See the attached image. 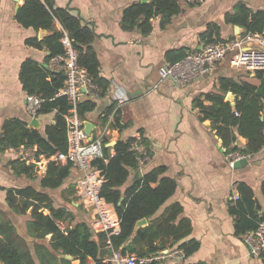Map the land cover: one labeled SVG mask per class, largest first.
<instances>
[{
	"label": "crops",
	"instance_id": "crops-1",
	"mask_svg": "<svg viewBox=\"0 0 264 264\" xmlns=\"http://www.w3.org/2000/svg\"><path fill=\"white\" fill-rule=\"evenodd\" d=\"M136 1L140 0H53L52 4L79 17L95 33L91 45L98 56L100 73L109 85L104 94L94 99L87 95L81 97V100L91 98L95 101L93 110L86 114L84 120L93 124L92 134L94 131H97L96 135L104 133L103 137L114 143L139 132L151 151V160L143 173L162 166L165 169L159 177L173 178L176 182L174 192L156 215L179 203L182 207L180 217L189 219L191 223L190 233L185 239H195L199 247L184 258L176 245L170 247L167 242L166 248L159 251L164 253L163 257L150 264H264L263 257L250 254L243 240L247 232L236 233L235 217L229 210L239 197L236 184L243 182L251 190L258 217L263 216L260 221L264 220V195L261 192L264 145L259 152L247 157L246 165L230 167L228 152L209 122L200 119L201 113L194 103L207 93H220L223 79L258 85L255 72L234 68L228 53L212 72L191 80L185 86L161 80L158 73L159 67L168 62L166 52L179 48L184 52L193 51L205 45L200 33L207 25L217 24L223 39L242 37L243 28L238 26L235 32V25L223 22L224 13L231 11L238 1H244L252 10L264 9V0L181 2L180 12L164 27L159 26V17L152 18V29L146 35L138 29L123 30L120 25L123 8ZM23 2L0 0V132L5 119L31 120L25 110L27 94L19 80L22 62L30 58L55 71L51 59L47 60L48 50L29 44L33 38L40 41L50 31L45 30L47 34L40 37L42 29L24 27L15 18ZM55 27H60L58 21H55ZM247 45L253 43L248 42ZM231 93L233 96L228 101L227 96ZM118 99H123V102H118ZM224 101L233 106L235 94L225 92ZM112 104L113 111L104 122L106 109ZM204 104L210 102L204 101ZM117 109L120 111V128L111 126ZM53 115L54 112H48L37 117L42 122L40 129L53 122ZM261 116L264 121V111ZM245 143V138L237 137L238 146L244 147ZM16 158L17 155L8 149L0 151V224L9 222L14 228L0 232V241L16 236L19 244L27 246L35 263L39 264L33 243L47 244L49 236L45 241L33 239L26 228L30 210L25 214L17 213L5 199L8 189L39 181H29L15 174L10 162ZM75 175L72 170L67 182L73 184ZM139 178L135 169L131 170L122 189ZM48 192L54 194L57 191ZM80 208L75 210L74 222L86 220L90 223V210L83 205ZM126 253L134 254L128 247ZM72 264L79 262L72 260Z\"/></svg>",
	"mask_w": 264,
	"mask_h": 264
},
{
	"label": "trees",
	"instance_id": "trees-1",
	"mask_svg": "<svg viewBox=\"0 0 264 264\" xmlns=\"http://www.w3.org/2000/svg\"><path fill=\"white\" fill-rule=\"evenodd\" d=\"M52 3L53 0H24L17 9L15 18L22 26L50 31L40 41L33 38L29 44L36 48L45 47L49 52V60L64 50L60 42L62 28L78 52L80 65L98 86L99 95L104 94L109 81L101 75L98 56L91 45L95 37L93 29L84 25L79 17L67 9L55 8ZM180 10V3L176 0H151L149 3L136 1L123 8L120 25L123 30L138 29L146 35L152 29V18L159 17V26L164 27ZM55 21L59 22L60 27H55ZM223 22L242 27L241 36L262 33L264 9L252 10L244 1H238L231 11L224 13ZM200 38L206 43L226 40L221 38L219 26L215 23L207 25L200 33ZM184 53L181 48L173 49L166 52L165 57L168 62H175ZM255 76L259 80L258 85L223 79L220 93H207L203 99L194 101L201 113L200 119L209 122L228 153L239 152L250 156L259 152L264 145V121L260 118L264 111V70L255 71ZM19 80L26 94H35L44 99L40 113L54 112L53 122L45 124L43 129H34L28 127L26 120L5 119L1 125L0 151L11 147H36V155L46 158L66 151L65 115L71 105L66 97L56 95L63 85L64 74L49 70L46 65L28 58L21 64ZM227 91L235 94L233 106L224 101V93ZM204 101L210 104H204ZM94 106L95 101L91 98L80 100L76 106L79 118L84 121ZM113 106L107 107L104 122L113 111ZM111 126L121 127L118 109L114 112ZM238 136L246 139L244 147L236 144ZM131 141L132 137H129L117 140L110 146L108 139L103 137V158L93 161V165L104 175L101 195L112 204L119 218L120 230L112 235L95 232L86 220L74 222L75 210L82 203L76 196L74 183L67 182L73 168L71 163L50 161L44 175L38 177L36 164L26 163L19 158L10 162L15 174L29 181L39 180L37 184L8 189L5 198L17 213L25 214L30 210L26 228L33 239L45 241L47 235H50L47 244L33 243L39 264H72V260H78L79 264H87L89 261L94 264H112L109 258L113 251L126 253L128 247L130 253L137 256H151L166 248L167 242L170 247L176 245L184 258L198 249L199 244L195 239H185L190 233L191 223L189 219L180 217L182 207L179 203L166 207L161 214L156 215L176 187L173 178L159 177L164 167L144 172L139 179L122 189L130 171L137 169L135 153L129 150ZM143 142L147 146L144 139ZM236 188L239 197L229 210L235 217L236 233L244 234L254 230L263 216L257 215L250 188L243 182L237 183ZM48 191H59V196L68 207L55 205L53 194ZM261 192L264 195V180ZM141 218H146L148 223L134 232L135 222ZM6 229L14 228L9 222L0 224V232ZM5 240L0 241L1 264H36L30 249L21 246L16 236L12 239L5 237ZM262 257L264 259V255Z\"/></svg>",
	"mask_w": 264,
	"mask_h": 264
},
{
	"label": "built area",
	"instance_id": "built-area-1",
	"mask_svg": "<svg viewBox=\"0 0 264 264\" xmlns=\"http://www.w3.org/2000/svg\"><path fill=\"white\" fill-rule=\"evenodd\" d=\"M179 3H192L194 0H176ZM62 30L60 42L63 52L52 57L51 62L55 71L64 74V81L57 91V96H64L71 105L65 115L67 149L57 155L48 158L36 155V147L7 148L15 153L17 158L26 163L38 164L39 160H53L61 163H71L77 172L74 180L76 196L82 205L91 212V227L95 232H106L108 235L119 232V218L113 209L101 195L104 175L101 170L93 165V161L103 158L102 139L103 134H86L84 121L79 118L76 106L81 97L87 95L91 98L99 96V88L88 75L87 70L80 65L78 52L74 48L69 35ZM252 42L251 47H247ZM230 53V64L237 69H246L250 72L264 70V31L262 33L247 34L234 39H226L216 43H206L200 49L187 51L184 56L175 62H166L158 69L161 80L169 78L178 86H185L191 80L212 72L215 66ZM25 110L29 118L39 117L40 109L44 102L40 96L27 94L25 97ZM122 103L123 99H118ZM237 114V113H236ZM106 131V130H105ZM129 150L135 153L137 169L143 174L144 168L151 160V151L143 142V136L139 132L132 136ZM113 155V152H111ZM241 158H247L239 152L227 153V162L233 167L234 162ZM246 236V235H245ZM250 254L257 257L264 255V220L259 221L254 231L244 237ZM163 252L151 256H137L135 254L113 251L109 261L112 264H149L163 257ZM87 264H94L88 262Z\"/></svg>",
	"mask_w": 264,
	"mask_h": 264
},
{
	"label": "water",
	"instance_id": "water-1",
	"mask_svg": "<svg viewBox=\"0 0 264 264\" xmlns=\"http://www.w3.org/2000/svg\"><path fill=\"white\" fill-rule=\"evenodd\" d=\"M151 0H140L141 3H149ZM234 29H235V32L236 30L238 29V26H234ZM40 33V37H42L43 34H47L45 29H42L39 31ZM238 33V32H237ZM50 34V33H49ZM47 36V35H46ZM233 96V94L231 93L230 95L227 96V100L229 101L230 100V97ZM261 120H263V117L261 116L260 117ZM28 127L30 128H34V129H40L42 127V122L39 118L37 117H33L31 118V120L28 122ZM93 124H91L90 122L88 121H84V131L86 132V134H90L92 129H93ZM115 144L114 143H109L110 146H113ZM248 162L247 158H241L240 160L238 161H235L234 162V167H239V166H244L246 165ZM135 172L139 174V176H141V172L138 170V169H135ZM147 224V219L146 218H141V219H138L136 222H135V225H134V232L141 226H144ZM50 236V235H48ZM67 258H72L71 256L69 255H66Z\"/></svg>",
	"mask_w": 264,
	"mask_h": 264
},
{
	"label": "rangeland",
	"instance_id": "rangeland-1",
	"mask_svg": "<svg viewBox=\"0 0 264 264\" xmlns=\"http://www.w3.org/2000/svg\"><path fill=\"white\" fill-rule=\"evenodd\" d=\"M248 47H251V45H247ZM241 70H244V71H248V70H246V69H241ZM250 72V71H249ZM165 80H168V81H171L169 78H166ZM90 134H92V131H91V133ZM97 134V131H94V133H93V135H96ZM108 145H109V143H108ZM248 157V156H247ZM50 161H53V160H49V162ZM48 162V163H49ZM36 167H37V175H38V177H40V176H43L44 175V173H45V171H46V168H47V163L45 162V161H42V160H39V163L38 164H36ZM72 170L74 171V173L76 174L75 175V178L77 177V172L72 168ZM54 196H55V200H54V204L55 205H58V204H61V205H65L66 207H68V205L66 204V202L63 200V198H61V196H59V191H57V192H55L54 194H53ZM80 209H82V208H80ZM44 212L45 213H47V210H44ZM255 230V229H254ZM254 230H252V231H254ZM252 231H250V232H252ZM250 232H247L246 233V236H247V234L248 233H250ZM246 236H244V237H246ZM244 239V238H243Z\"/></svg>",
	"mask_w": 264,
	"mask_h": 264
}]
</instances>
